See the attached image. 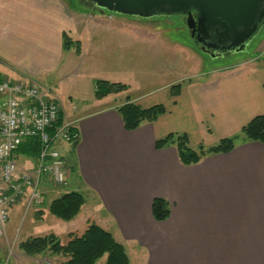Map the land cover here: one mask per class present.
I'll use <instances>...</instances> for the list:
<instances>
[{
	"label": "crops",
	"instance_id": "1",
	"mask_svg": "<svg viewBox=\"0 0 264 264\" xmlns=\"http://www.w3.org/2000/svg\"><path fill=\"white\" fill-rule=\"evenodd\" d=\"M12 1L17 4L10 18L19 22L11 30L26 35L33 0ZM16 34L5 37L0 27V53L1 44L12 45ZM60 37L47 45L55 42L64 50ZM9 74L14 80L26 79ZM176 84L182 88L174 95L171 87ZM95 89L92 102L84 100L68 110L59 103L62 121L73 123L78 133L69 146L57 147L70 167L61 185L69 186L76 174L71 191L86 198L70 220L84 228L80 232L93 222L110 231L125 245L131 264H264V143L240 140L232 151L207 155L191 165L181 162L175 144L156 147L157 139L172 133L186 134L194 148L237 135L264 113V60L244 56L228 65H210L156 96L131 97L143 107L162 104L166 109L136 130L125 128L118 111L127 98L98 106L110 95L98 98ZM18 161L34 166L36 157L18 154ZM61 185L44 178L42 201L49 198L50 204L70 192L61 191ZM156 197L169 203L166 220L153 215Z\"/></svg>",
	"mask_w": 264,
	"mask_h": 264
},
{
	"label": "rangeland",
	"instance_id": "2",
	"mask_svg": "<svg viewBox=\"0 0 264 264\" xmlns=\"http://www.w3.org/2000/svg\"><path fill=\"white\" fill-rule=\"evenodd\" d=\"M31 3L33 9L29 10L26 28L30 32L19 35L11 30L19 21L10 18L17 1L0 0V27L4 36H18L12 45L1 44L0 72L7 71L3 76L10 77L13 71V76L19 75L47 88L66 110L83 104L84 100L92 102L97 80L127 85L126 90L109 94L98 105L105 106L124 102L127 97L156 96L193 70L199 72L210 65H228L244 56L264 60V24L245 50L213 57L196 48L182 15L140 18L106 11L103 16L87 0H33ZM63 31L73 40H80L81 53L85 52V56L79 57L75 49L59 50L55 42L47 45L56 36H61L62 41ZM32 70L37 72H32L33 77ZM58 144L69 146V142ZM75 175L69 186L61 185V191L73 189ZM48 205L49 198L29 206V194H26L11 206L6 234L0 236V264H61L67 259L51 252L29 255L19 248L20 242L30 237L55 233L65 243L71 231L81 233L83 227L76 226V221L50 214ZM105 260L106 256L97 264H104Z\"/></svg>",
	"mask_w": 264,
	"mask_h": 264
},
{
	"label": "trees",
	"instance_id": "3",
	"mask_svg": "<svg viewBox=\"0 0 264 264\" xmlns=\"http://www.w3.org/2000/svg\"><path fill=\"white\" fill-rule=\"evenodd\" d=\"M63 49L67 51L75 49L80 54L81 42L73 40L67 33H63ZM0 78H4L2 73H0ZM95 88L96 97L102 98L108 94L126 90L127 85L97 80ZM181 88V84L173 85L171 87L172 93L178 94ZM118 111L125 128L136 130L145 122L156 121L165 113L166 109L162 104L143 107L127 97V101L118 108ZM61 122L62 116L59 117V123ZM240 140L264 143V113L255 116L242 127L237 135L223 138L215 145L200 144L194 148L186 134L172 133L157 139L156 147L162 149L167 145L175 144L181 162L185 165H191L198 163L207 155L232 151ZM40 149V140L33 137L22 143L17 153L36 157L40 153ZM85 202L86 198L83 193L79 191L65 192L49 204L48 211L60 219L70 221L80 213ZM152 211L156 220H166L170 215L168 201L156 197L152 204ZM42 213L43 210L41 215ZM19 248L29 255H40L45 252L62 254L67 259L61 264H97L99 259L104 256H106L104 264H131L125 245L118 242L110 231L94 222L89 224L83 233L71 232L65 243L60 240L59 236L50 233L45 236L27 238L20 242Z\"/></svg>",
	"mask_w": 264,
	"mask_h": 264
},
{
	"label": "built area",
	"instance_id": "4",
	"mask_svg": "<svg viewBox=\"0 0 264 264\" xmlns=\"http://www.w3.org/2000/svg\"><path fill=\"white\" fill-rule=\"evenodd\" d=\"M0 236L6 234L10 208L29 194V206L40 203L44 178L65 184L70 167L57 147L78 133L69 121L59 123L61 107L50 90L29 79L0 78ZM40 140L34 166H21L18 148L28 138Z\"/></svg>",
	"mask_w": 264,
	"mask_h": 264
},
{
	"label": "water",
	"instance_id": "5",
	"mask_svg": "<svg viewBox=\"0 0 264 264\" xmlns=\"http://www.w3.org/2000/svg\"><path fill=\"white\" fill-rule=\"evenodd\" d=\"M106 11L150 18L182 15L197 48L213 57L246 49L264 24V0H91Z\"/></svg>",
	"mask_w": 264,
	"mask_h": 264
},
{
	"label": "flooded vegetation",
	"instance_id": "6",
	"mask_svg": "<svg viewBox=\"0 0 264 264\" xmlns=\"http://www.w3.org/2000/svg\"><path fill=\"white\" fill-rule=\"evenodd\" d=\"M81 1V0H80ZM85 1V0H84ZM88 3H90V5H92V8H94V5L91 3V0H87ZM185 18V17H184ZM186 19V18H185Z\"/></svg>",
	"mask_w": 264,
	"mask_h": 264
}]
</instances>
